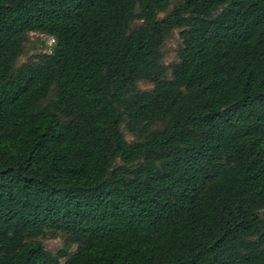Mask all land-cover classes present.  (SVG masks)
<instances>
[{
    "label": "trees",
    "instance_id": "obj_1",
    "mask_svg": "<svg viewBox=\"0 0 264 264\" xmlns=\"http://www.w3.org/2000/svg\"><path fill=\"white\" fill-rule=\"evenodd\" d=\"M262 210L264 0H0V264H264Z\"/></svg>",
    "mask_w": 264,
    "mask_h": 264
},
{
    "label": "rangeland",
    "instance_id": "obj_2",
    "mask_svg": "<svg viewBox=\"0 0 264 264\" xmlns=\"http://www.w3.org/2000/svg\"><path fill=\"white\" fill-rule=\"evenodd\" d=\"M178 43L177 31L168 38L162 45V61L165 65H168L176 59L175 49ZM48 45H50V38L46 35L32 32L28 34L27 40L24 43L23 54L18 58L17 65L23 63L33 57L34 55L42 52H48ZM139 89L147 90L151 88V84L143 81H139L137 84ZM125 138L129 141L132 137L125 132ZM264 214V210L261 211ZM66 237L60 233L46 234V238L41 239L43 248L51 253H54L64 245ZM74 250V245H70L68 251ZM62 262L60 259L59 263Z\"/></svg>",
    "mask_w": 264,
    "mask_h": 264
},
{
    "label": "built area",
    "instance_id": "obj_3",
    "mask_svg": "<svg viewBox=\"0 0 264 264\" xmlns=\"http://www.w3.org/2000/svg\"><path fill=\"white\" fill-rule=\"evenodd\" d=\"M52 42V40L50 39V43Z\"/></svg>",
    "mask_w": 264,
    "mask_h": 264
}]
</instances>
